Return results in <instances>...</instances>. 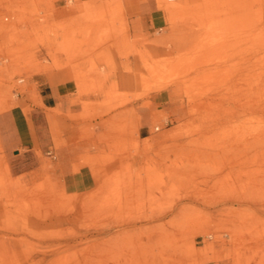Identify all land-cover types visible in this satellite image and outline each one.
<instances>
[{
    "label": "rangeland",
    "instance_id": "obj_1",
    "mask_svg": "<svg viewBox=\"0 0 264 264\" xmlns=\"http://www.w3.org/2000/svg\"><path fill=\"white\" fill-rule=\"evenodd\" d=\"M127 1L0 0V113L35 136L0 133V264H264V0H153L134 39ZM62 68L71 111L41 102Z\"/></svg>",
    "mask_w": 264,
    "mask_h": 264
},
{
    "label": "crops",
    "instance_id": "obj_2",
    "mask_svg": "<svg viewBox=\"0 0 264 264\" xmlns=\"http://www.w3.org/2000/svg\"><path fill=\"white\" fill-rule=\"evenodd\" d=\"M125 3L130 12L129 25L131 30L129 33L131 39L140 34L139 26H141L143 33H145L144 31L150 33L166 25L165 12L160 10L153 0H128ZM67 72L69 70L66 68L54 70L52 79L43 81V92L40 96L44 107L53 108L58 106L62 111L74 109L71 100L75 97V90L72 80L65 77ZM122 86L130 87V85L124 83H122ZM163 100L162 91L152 94L153 104H160ZM137 103H139V100ZM0 133L4 144L12 149L17 147L29 148L34 144L33 129L21 108L13 107L0 113ZM35 135L38 139L40 135L38 128ZM147 135L145 134L143 137ZM75 138L74 134L73 139L75 140ZM80 146V142L76 143L75 141L73 144L68 145L67 150H64L61 144L57 146L61 152L65 153L67 151V158H64L59 164L58 174L64 188L69 192H83L95 184L94 177L87 166H81L77 171L72 168L73 162L79 159Z\"/></svg>",
    "mask_w": 264,
    "mask_h": 264
}]
</instances>
